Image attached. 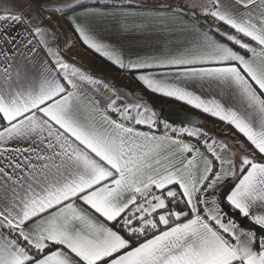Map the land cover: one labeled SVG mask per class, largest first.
I'll list each match as a JSON object with an SVG mask.
<instances>
[{"label": "snow or ice", "instance_id": "snow-or-ice-1", "mask_svg": "<svg viewBox=\"0 0 264 264\" xmlns=\"http://www.w3.org/2000/svg\"><path fill=\"white\" fill-rule=\"evenodd\" d=\"M0 264H264V0H0Z\"/></svg>", "mask_w": 264, "mask_h": 264}, {"label": "crops", "instance_id": "crops-1", "mask_svg": "<svg viewBox=\"0 0 264 264\" xmlns=\"http://www.w3.org/2000/svg\"><path fill=\"white\" fill-rule=\"evenodd\" d=\"M143 2L153 3L156 2V0H85V6L108 9L111 8L114 4H139ZM170 2H175V0H170ZM35 10L39 11L38 8H36ZM69 15H71V13H69ZM59 25L62 32V40H67L69 39V37H71L72 42H74V47L69 52V55L75 58V62L78 63V66L82 63L86 68L90 69L92 73H95L96 75L102 76L106 79L115 80V82L118 84H129L131 82V77L129 74L121 73L104 57L87 48V46H85L82 41H80L79 38L70 31L68 25L64 21H59ZM100 36L108 42L116 43L122 46L125 51L143 50L145 46L149 44H157L158 42H162L165 39V36L163 35H129L121 37L115 31V25H113L108 30L101 28ZM136 87H138V85H136ZM145 96L154 105L156 110L160 111L162 114L166 106L173 105L181 110L198 115L203 122L207 123L209 127H211L213 123H216L218 127L220 126L218 121L203 116L201 113L197 112L196 110L192 109L182 102H178L174 99L159 97L151 93H145Z\"/></svg>", "mask_w": 264, "mask_h": 264}, {"label": "water", "instance_id": "water-1", "mask_svg": "<svg viewBox=\"0 0 264 264\" xmlns=\"http://www.w3.org/2000/svg\"><path fill=\"white\" fill-rule=\"evenodd\" d=\"M183 113H189V112H186L184 110H181L179 108H177L176 106H173V105H168L165 107L164 109V112H163V115L165 116H171V117H174V119L172 120V122H176V123H179L180 120H179V117L181 116V114ZM191 115H194V116H198L196 114H192V113H189ZM199 117V116H198ZM201 119V118H200ZM202 120V119H201ZM248 227L250 229H254V230H258L259 229V226L257 225H252V224H249Z\"/></svg>", "mask_w": 264, "mask_h": 264}, {"label": "trees", "instance_id": "trees-1", "mask_svg": "<svg viewBox=\"0 0 264 264\" xmlns=\"http://www.w3.org/2000/svg\"><path fill=\"white\" fill-rule=\"evenodd\" d=\"M107 3V2H106ZM104 60V59H103ZM242 226H243V224H242Z\"/></svg>", "mask_w": 264, "mask_h": 264}]
</instances>
